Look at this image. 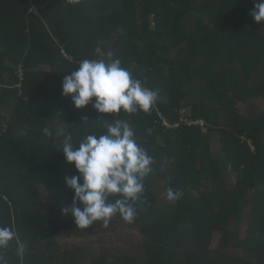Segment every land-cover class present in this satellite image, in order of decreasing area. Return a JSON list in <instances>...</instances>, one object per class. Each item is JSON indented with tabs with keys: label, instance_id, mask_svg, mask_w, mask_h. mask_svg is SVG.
Instances as JSON below:
<instances>
[{
	"label": "trees",
	"instance_id": "1",
	"mask_svg": "<svg viewBox=\"0 0 264 264\" xmlns=\"http://www.w3.org/2000/svg\"><path fill=\"white\" fill-rule=\"evenodd\" d=\"M253 8L254 0H0V226L15 233L0 248L3 264H264V115L239 108L252 112L264 97V30ZM109 51L160 90L149 113L117 116L154 159L134 222L110 221L142 241L133 254L70 252L57 241L65 230L81 239L106 228H77L62 213L74 195L65 177L78 172L56 133L78 147L105 134L114 115L77 109L62 82ZM158 180L165 197L169 188L182 196L159 202ZM41 188L55 192L44 200Z\"/></svg>",
	"mask_w": 264,
	"mask_h": 264
},
{
	"label": "clouds",
	"instance_id": "2",
	"mask_svg": "<svg viewBox=\"0 0 264 264\" xmlns=\"http://www.w3.org/2000/svg\"><path fill=\"white\" fill-rule=\"evenodd\" d=\"M251 15L257 23L264 22V0H254ZM62 95L70 96L77 109L92 104L98 113L114 115L113 122L107 123L105 134L85 135L78 147L71 133L62 130L56 133L63 136L58 149H62L66 161L74 164L78 172L65 177L74 195L71 204L62 207V213L73 217L80 229H88L96 222L107 228L117 214L126 223H133L137 214L135 205L141 200L145 179L153 172L154 159L138 144L132 126L117 116L121 111L149 113L160 98V90L150 89L134 78L109 51L106 58L80 61L64 77ZM42 133L47 138L54 135L48 127ZM181 196L179 191L167 190L170 201ZM111 197L116 198L113 201ZM14 236L11 228L0 226V248H7Z\"/></svg>",
	"mask_w": 264,
	"mask_h": 264
},
{
	"label": "rangeland",
	"instance_id": "3",
	"mask_svg": "<svg viewBox=\"0 0 264 264\" xmlns=\"http://www.w3.org/2000/svg\"><path fill=\"white\" fill-rule=\"evenodd\" d=\"M259 28L264 30V22L258 23ZM254 104V108L252 112L248 105H239V108L242 113L253 114L254 117L263 116L264 115V97L255 98L252 101ZM184 111V114H187ZM219 137L218 135L215 137L213 141V150L214 152H219ZM164 181L158 180V186L155 188V196L159 200V202L164 203L168 201V198L165 197V192H163V183ZM55 190L50 188H41V197L44 200H48L53 196ZM141 223V222H140ZM139 223V224H140ZM85 232V231H83ZM242 234H244L242 232ZM84 235V233H83ZM86 237L81 239H77V237H73L68 233V231H64L59 238L57 239L59 247L61 249L67 248L68 251L79 250L84 251L90 249L91 247H96L99 252L106 251L108 254L115 255L119 253L125 254H133L134 247L137 246L142 241V235H140L135 229L128 227V224L120 223L118 221L110 222L109 226L106 229L95 232H87ZM217 239V238H216ZM215 242H217V240ZM143 263V260H140Z\"/></svg>",
	"mask_w": 264,
	"mask_h": 264
}]
</instances>
